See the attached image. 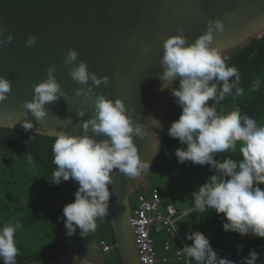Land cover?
I'll return each mask as SVG.
<instances>
[{
    "label": "clouds",
    "instance_id": "obj_1",
    "mask_svg": "<svg viewBox=\"0 0 264 264\" xmlns=\"http://www.w3.org/2000/svg\"><path fill=\"white\" fill-rule=\"evenodd\" d=\"M5 30L6 25L0 27V34ZM214 31L223 33L221 20H208L206 30L192 42L184 36L183 28L177 29L179 34L163 40V54L159 61L162 71L157 76L162 82L161 90L166 87L165 83L169 85L178 80L179 86L171 89V95L181 109L178 119L168 127L167 135L184 145L173 153L178 163L190 161L193 165H208L213 173L192 193L194 211L203 214L211 209L217 215L223 214L222 230L225 232L264 238V188L260 187L264 185V126H258L248 115H241L239 109L226 115L218 114L216 105L233 95V89L237 96L242 89L238 86V70L226 66L227 57H222L219 49L212 46ZM12 38L9 34L0 40V44L6 45ZM35 42L36 37L29 35L26 45L33 46ZM76 59L77 52L69 49L64 63L73 65L69 69L71 78L80 84L92 82L87 89H76L77 96L88 97L94 86L108 84L107 76L98 77L88 71L83 61L73 64ZM54 72L55 66H48L46 78L33 86L32 99L23 102L26 115L31 114L37 121L46 117V103L66 95ZM10 90L11 82L0 76V101L7 98ZM210 100L214 101L211 106L208 104ZM126 112L121 99L113 101L98 94L94 99L93 115L81 119V135H69L64 131L56 135L52 145L55 169L48 180L58 185L71 179L78 185L73 201L62 208L68 236L75 234L77 228L82 237L94 232L96 219L108 215L111 196L108 186L113 183L110 174L114 169L128 178H137L150 168V163L138 155L133 142V137L145 138L147 128L143 123L134 122ZM77 114L80 118L85 116L83 109H78ZM152 121L158 125V121ZM22 127L28 131L33 125L24 120ZM97 136L104 138L98 140ZM237 142L241 144L240 161L230 156L222 162L214 158L217 153L235 150ZM17 227L19 225L7 224L0 228L3 264H15ZM185 235L192 243L184 245L182 250L196 264H235L227 258H220L202 232L192 231ZM242 247L237 245V248ZM258 259L259 253L250 250L243 264H257Z\"/></svg>",
    "mask_w": 264,
    "mask_h": 264
},
{
    "label": "water",
    "instance_id": "obj_2",
    "mask_svg": "<svg viewBox=\"0 0 264 264\" xmlns=\"http://www.w3.org/2000/svg\"><path fill=\"white\" fill-rule=\"evenodd\" d=\"M216 19L223 22L224 31H214L212 46L222 53L264 32V0H0V27L6 25L0 40L9 34L13 37L0 44V76L11 82L7 98L0 101V127L25 131L22 121L28 120L33 125L31 133L81 135V119L93 115L96 95L113 101L119 98L126 114L147 128L145 138L133 137V142L140 158L151 166L167 113L179 109L171 95L178 80L165 83L161 90L157 76L162 71L163 40L183 28L192 42L206 30L208 20ZM29 35L36 37L33 46L26 45ZM69 49L77 52L73 64L83 61L88 71L107 76L108 84L94 86L88 97L77 96L76 89H87L92 82L80 84L71 78L73 65L64 63ZM51 65L66 95L46 103L47 115L37 121L26 115L23 102L32 99L33 86L46 78ZM78 109L84 110L83 118ZM149 169L137 178L115 169L110 174L107 218L121 264H141L130 224L129 195Z\"/></svg>",
    "mask_w": 264,
    "mask_h": 264
},
{
    "label": "trees",
    "instance_id": "obj_3",
    "mask_svg": "<svg viewBox=\"0 0 264 264\" xmlns=\"http://www.w3.org/2000/svg\"><path fill=\"white\" fill-rule=\"evenodd\" d=\"M221 55L227 57L226 66H234L238 70V86L242 92L237 96L233 89V95L216 105L218 114L226 115L239 109L241 115H248L256 120L258 126H264V32ZM213 103L214 101H208L209 106ZM171 111L167 113L169 117L148 174L165 177L168 184L183 179L189 185L188 196L181 205L175 206L178 210H187L176 223L184 244L192 243L186 239V233L200 231L209 239L211 247L220 258L243 264L249 251L255 250L259 253L257 264H264V238L225 232L222 230L223 214L217 215L211 209L203 214L194 211L192 183L203 184L213 173L208 165H193L190 161L177 162L173 153L176 148L184 145L178 139L170 138L167 129L172 121L178 119L181 109L179 107L177 111ZM55 139V136L0 127V228L7 224L19 225L14 236L18 248L15 264H60L57 259L63 253V246H98L100 240H104L110 248L101 252L102 260L99 264H121L107 216L97 218V229L84 237L79 235L78 228L75 234L66 235L62 208L73 201L78 185L71 179L61 181L58 185L48 180L55 169L52 152ZM240 146V142H237L235 150L217 153L214 158L222 162L226 156H230L240 161ZM144 186L140 184L135 188L134 198L136 193L144 190ZM260 187L264 188V185ZM166 205L174 206V203L161 198V207ZM134 206L135 204L131 207ZM150 235L157 255H166L171 259L158 264H196L188 257L175 258L174 250L180 244L169 233L151 231ZM164 241L170 243L169 251L163 249ZM237 245H243L242 249L237 248ZM67 252L64 251V254ZM0 264H3L2 259Z\"/></svg>",
    "mask_w": 264,
    "mask_h": 264
},
{
    "label": "built area",
    "instance_id": "obj_4",
    "mask_svg": "<svg viewBox=\"0 0 264 264\" xmlns=\"http://www.w3.org/2000/svg\"><path fill=\"white\" fill-rule=\"evenodd\" d=\"M200 185L202 184L196 185L197 187L193 193L198 190ZM186 211V209L178 210L172 205L161 207L159 190L155 187L147 188V186H144L143 191L136 193L135 206L131 207L130 224L133 229L141 264H158L159 262L163 263L171 260L166 255H157L154 240L150 235L151 231L169 233L171 238L176 239L180 244L174 250L175 258H187L182 250L185 245L184 241L176 226L178 219ZM98 247L102 252H106L110 248L109 244L104 240L98 242ZM163 249L165 251L170 250L168 241H164Z\"/></svg>",
    "mask_w": 264,
    "mask_h": 264
},
{
    "label": "rangeland",
    "instance_id": "obj_5",
    "mask_svg": "<svg viewBox=\"0 0 264 264\" xmlns=\"http://www.w3.org/2000/svg\"><path fill=\"white\" fill-rule=\"evenodd\" d=\"M175 180L177 178H171ZM141 185L150 188L152 186L159 189V193L162 199L170 200L176 205H181L182 201L188 196V187L183 179H177L171 184L167 183V179L158 174H146L145 179L141 182ZM197 183H192L193 191L196 189ZM134 192L129 195L130 205L135 204ZM63 253L59 256L57 261L60 264H99L101 262V249L96 244H89L84 246H69L65 245L61 249ZM64 251H68L64 254Z\"/></svg>",
    "mask_w": 264,
    "mask_h": 264
}]
</instances>
